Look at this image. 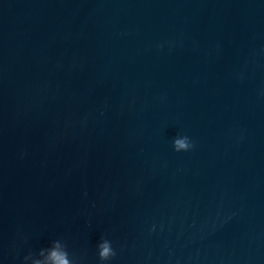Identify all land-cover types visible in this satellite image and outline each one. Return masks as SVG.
<instances>
[{
  "label": "water",
  "instance_id": "water-1",
  "mask_svg": "<svg viewBox=\"0 0 264 264\" xmlns=\"http://www.w3.org/2000/svg\"><path fill=\"white\" fill-rule=\"evenodd\" d=\"M105 235L113 264H264V0H0V264Z\"/></svg>",
  "mask_w": 264,
  "mask_h": 264
},
{
  "label": "clouds",
  "instance_id": "clouds-1",
  "mask_svg": "<svg viewBox=\"0 0 264 264\" xmlns=\"http://www.w3.org/2000/svg\"><path fill=\"white\" fill-rule=\"evenodd\" d=\"M171 147L174 152L182 153L191 151L195 144L189 135L183 131H177L171 139ZM21 238L26 239V237ZM96 252L99 264H113L117 257V249L114 247L113 241L106 235L101 236L97 242ZM11 253L13 259L20 255L15 244L11 249ZM20 264H78V261L70 255L66 241L63 238H57L52 240L47 247L40 248L38 253L29 250L20 260Z\"/></svg>",
  "mask_w": 264,
  "mask_h": 264
}]
</instances>
